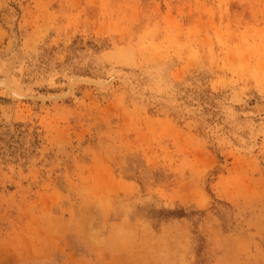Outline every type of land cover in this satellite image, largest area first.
I'll return each instance as SVG.
<instances>
[{"label":"rangeland","instance_id":"rangeland-1","mask_svg":"<svg viewBox=\"0 0 264 264\" xmlns=\"http://www.w3.org/2000/svg\"><path fill=\"white\" fill-rule=\"evenodd\" d=\"M0 74V264H264V0H0Z\"/></svg>","mask_w":264,"mask_h":264},{"label":"bare ground","instance_id":"bare-ground-1","mask_svg":"<svg viewBox=\"0 0 264 264\" xmlns=\"http://www.w3.org/2000/svg\"><path fill=\"white\" fill-rule=\"evenodd\" d=\"M78 79V78H77ZM81 81L82 80H85V81H88V79H86V78H79ZM78 79V80H79ZM90 82V81H89ZM2 85H5V86H7L9 89H11L10 88V85H9V82L6 80V78L4 77V76H2L1 74H0V86H2ZM74 86H75V83H73V79H72V81H70V83H69V88H70V90H72L73 88H74ZM4 91L5 92H7V93H9L11 96H13L14 97V92H13V90L11 89L10 91L13 93H10L9 91H8V89H4ZM16 94H18V93H16ZM21 94H25V92H22ZM15 98V97H14Z\"/></svg>","mask_w":264,"mask_h":264}]
</instances>
